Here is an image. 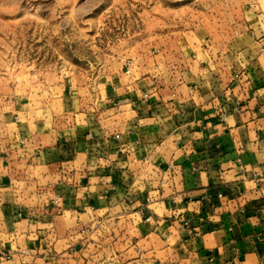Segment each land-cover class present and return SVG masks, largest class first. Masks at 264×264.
Segmentation results:
<instances>
[{"label": "crops", "instance_id": "0c3cea01", "mask_svg": "<svg viewBox=\"0 0 264 264\" xmlns=\"http://www.w3.org/2000/svg\"><path fill=\"white\" fill-rule=\"evenodd\" d=\"M195 38L187 64L172 67L180 81L133 62L142 77L112 72L95 112L73 83L58 112L20 107L0 135V246L84 255L79 230L117 220L121 257L140 248L147 263L264 264V65L256 55L221 81Z\"/></svg>", "mask_w": 264, "mask_h": 264}, {"label": "rangeland", "instance_id": "374dc122", "mask_svg": "<svg viewBox=\"0 0 264 264\" xmlns=\"http://www.w3.org/2000/svg\"><path fill=\"white\" fill-rule=\"evenodd\" d=\"M195 37L206 39L221 81L256 55L264 65V0H0V135L11 132L20 107L58 112L63 87L72 83L71 95L95 112L106 79L124 72L127 61L165 65L148 75L162 84L180 81L172 67L187 64ZM116 221L111 228L98 222L82 236L91 246L86 254L58 253L42 264H192L147 263L140 248L119 256L124 235L112 231ZM24 248L13 264H37L40 257Z\"/></svg>", "mask_w": 264, "mask_h": 264}, {"label": "built area", "instance_id": "2783aa9c", "mask_svg": "<svg viewBox=\"0 0 264 264\" xmlns=\"http://www.w3.org/2000/svg\"><path fill=\"white\" fill-rule=\"evenodd\" d=\"M124 71H125L126 74L130 73V71H131V62L130 61H127L125 63ZM144 97H147V96L145 95ZM234 109L236 111H240L241 110V105L240 104H236L234 106ZM220 116H221V119L224 120L223 115H220ZM122 151H123L122 148L119 149V152H122ZM144 162L148 163L149 162L148 158H145ZM167 170H170V167ZM51 204H52V206L55 209H59L60 208V200H59V198L52 199L51 200ZM18 217H21V213H18ZM97 224H98V222H93L89 226H87L86 228H83V229L79 230L78 233L80 235L84 236V237H87L88 234L93 230V228L97 227ZM184 227L186 228L188 234L192 235V231L189 228L187 223L184 224ZM20 249L21 250H19V251L16 250L17 252H12L11 249H7L6 247H0V260H2L4 262V264L16 263L14 256L17 255L18 253L23 256V254H27V251H28L26 248H24V249L20 248ZM39 250H40V254L38 253ZM137 252L139 253L140 250L138 249ZM66 253L68 255L69 254L72 255V254L75 253V250H72L71 248H69V250H67ZM30 255L32 256V258L38 256L41 259H43L44 261H49L50 260V261H53V262L56 260L55 258H59L60 257V254L56 253L55 251L51 250L48 247H44L43 249H39V248L33 247L30 250Z\"/></svg>", "mask_w": 264, "mask_h": 264}]
</instances>
